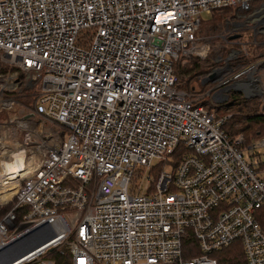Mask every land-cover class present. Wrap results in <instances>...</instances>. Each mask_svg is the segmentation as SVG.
<instances>
[{"label":"built area","instance_id":"2783aa9c","mask_svg":"<svg viewBox=\"0 0 264 264\" xmlns=\"http://www.w3.org/2000/svg\"><path fill=\"white\" fill-rule=\"evenodd\" d=\"M253 2L0 0V250L40 228L19 264H219L236 242L264 264V159L245 154L264 135L246 146L175 72L207 53L202 13Z\"/></svg>","mask_w":264,"mask_h":264},{"label":"rangeland","instance_id":"374dc122","mask_svg":"<svg viewBox=\"0 0 264 264\" xmlns=\"http://www.w3.org/2000/svg\"><path fill=\"white\" fill-rule=\"evenodd\" d=\"M263 3L264 0H254L253 7L248 11L230 6L225 12H222L221 9H213L209 13H202L198 34L208 46L207 53L203 56L191 55L181 62L188 64L192 59H196L204 65L203 67L212 66L210 69H213V74L225 79V93H228V97L222 100L212 96V91L207 93L210 87H214L215 81L201 82L200 79L204 73H207L206 71L196 74L190 80V83L193 84L190 92L192 94L199 92L205 94V101L210 105H215L216 112L219 114L231 113V111L245 115L264 113V109H262L264 102V15L260 18L256 13L257 9L259 13H261L259 9H264ZM262 13L264 14V12ZM212 16L214 19L210 18ZM217 16L220 18L217 19ZM18 75L24 78L22 73L18 72ZM180 80L183 83L182 78ZM251 97L258 98L257 109L242 108L238 110L232 107L225 109L232 103L239 102L242 98ZM44 126L55 131H61L60 127L52 121H45ZM257 127L255 125L253 129L256 130ZM244 133L247 139L246 146L259 136L264 135L263 131L257 134ZM19 137H22L21 130ZM250 152H252L251 156L249 155ZM245 154L249 159L251 157L255 161L263 160L264 145L249 149ZM165 167L168 168V165ZM141 172H144V169H141ZM148 173L149 171L146 170L145 174ZM23 264L30 263L23 262Z\"/></svg>","mask_w":264,"mask_h":264},{"label":"trees","instance_id":"16d2710c","mask_svg":"<svg viewBox=\"0 0 264 264\" xmlns=\"http://www.w3.org/2000/svg\"><path fill=\"white\" fill-rule=\"evenodd\" d=\"M230 6H224L217 9H221L222 12L227 11V8ZM215 10V9H214ZM222 16V13L220 14ZM211 19H214V17H210ZM220 16H217V19H219ZM183 62L181 59L176 61L175 63V72L177 75L178 83L179 85L182 84V87L185 88L187 91H191L193 88V84L190 83V80L198 73L200 72H207L212 67H203L204 65L197 61L196 59H192L190 63H181ZM183 66V67H182ZM208 68V69H207ZM182 78L183 83H181L180 79ZM259 103L257 97H251L248 99H240L239 102H234L230 106H227L225 109H230L231 107L234 109H257ZM214 107V105H212ZM262 109H264V102ZM241 112V111H240ZM228 113V112H227ZM250 115L237 114L231 111V116L228 124L226 125V128L231 133H242L245 141H247L246 136L244 135L246 133H253L257 134L259 132H264V113H249ZM236 124V125H235ZM257 125L258 127L255 128L254 126ZM244 131V132H243ZM9 194L8 196H10ZM256 217L261 224L262 229L264 230V207H259L256 211ZM49 257H53L59 262H64L66 259L65 253L60 251L59 249L53 248L50 250L47 254ZM215 256L218 258L219 264H246L245 256L243 254L242 247L239 242H236L226 248H223L217 252H215Z\"/></svg>","mask_w":264,"mask_h":264},{"label":"water","instance_id":"95a60500","mask_svg":"<svg viewBox=\"0 0 264 264\" xmlns=\"http://www.w3.org/2000/svg\"><path fill=\"white\" fill-rule=\"evenodd\" d=\"M53 236L43 229H36L25 233L0 250V264H19L28 255L40 250L41 245ZM65 250V245H61Z\"/></svg>","mask_w":264,"mask_h":264},{"label":"bare ground","instance_id":"6f19581e","mask_svg":"<svg viewBox=\"0 0 264 264\" xmlns=\"http://www.w3.org/2000/svg\"><path fill=\"white\" fill-rule=\"evenodd\" d=\"M16 167V164L15 165H11L10 167H8V169L7 170H10L11 168H15ZM14 192V188L12 189V190H8V191H6V193L3 195V196H7V197H9L8 195L9 194H12Z\"/></svg>","mask_w":264,"mask_h":264}]
</instances>
